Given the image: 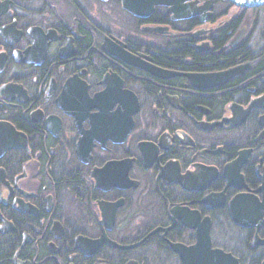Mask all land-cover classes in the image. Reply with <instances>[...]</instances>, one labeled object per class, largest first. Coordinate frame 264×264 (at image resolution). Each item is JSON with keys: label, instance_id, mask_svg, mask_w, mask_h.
<instances>
[{"label": "flooded vegetation", "instance_id": "flooded-vegetation-1", "mask_svg": "<svg viewBox=\"0 0 264 264\" xmlns=\"http://www.w3.org/2000/svg\"><path fill=\"white\" fill-rule=\"evenodd\" d=\"M198 1L0 0V264H264V6Z\"/></svg>", "mask_w": 264, "mask_h": 264}, {"label": "water", "instance_id": "water-1", "mask_svg": "<svg viewBox=\"0 0 264 264\" xmlns=\"http://www.w3.org/2000/svg\"><path fill=\"white\" fill-rule=\"evenodd\" d=\"M231 2L234 6L242 9H255L260 8L264 6V0H227ZM198 0H124L125 7L133 12L136 15H139V11H141L143 6L150 7L152 9V12L154 11L156 6H164L169 8V12L173 14L174 19H186L194 16L200 15L202 12H207L211 10V6H199ZM153 33H157V29L151 30ZM157 73L160 76H163L166 74L162 71L154 72ZM214 79H217V77H213ZM213 78L208 79L213 82ZM190 82L193 83V76L189 77ZM3 131L5 136L4 145L6 148H12L16 146V142L19 139L18 134L16 133L14 127L11 125H7V128L1 129L0 132ZM174 250L179 251V253L182 251L184 256L185 264H192V258L187 257L188 254H191L193 249L185 250L182 249L179 246H173Z\"/></svg>", "mask_w": 264, "mask_h": 264}, {"label": "bare ground", "instance_id": "bare-ground-1", "mask_svg": "<svg viewBox=\"0 0 264 264\" xmlns=\"http://www.w3.org/2000/svg\"><path fill=\"white\" fill-rule=\"evenodd\" d=\"M212 5H213V3H211ZM161 7H164V6H161ZM143 8L145 9V10H149V11H152V9L150 8V7H145V6H143ZM167 8V7H166ZM143 9V10H144ZM168 10H169V8H168ZM172 14V13H171ZM173 15V14H172Z\"/></svg>", "mask_w": 264, "mask_h": 264}, {"label": "trees", "instance_id": "trees-1", "mask_svg": "<svg viewBox=\"0 0 264 264\" xmlns=\"http://www.w3.org/2000/svg\"><path fill=\"white\" fill-rule=\"evenodd\" d=\"M188 53H189V52H188L187 49H184V50H183V54H184V56H185V55H189ZM176 58H177V57H176ZM174 59H175V58H174Z\"/></svg>", "mask_w": 264, "mask_h": 264}]
</instances>
